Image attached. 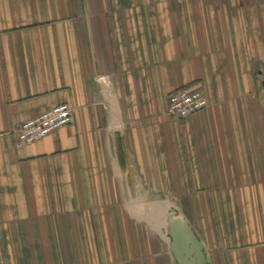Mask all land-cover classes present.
Returning a JSON list of instances; mask_svg holds the SVG:
<instances>
[{
	"label": "crops",
	"instance_id": "1",
	"mask_svg": "<svg viewBox=\"0 0 264 264\" xmlns=\"http://www.w3.org/2000/svg\"><path fill=\"white\" fill-rule=\"evenodd\" d=\"M177 89L207 108L168 118ZM172 211L264 264V0H0V264H176Z\"/></svg>",
	"mask_w": 264,
	"mask_h": 264
},
{
	"label": "built area",
	"instance_id": "2",
	"mask_svg": "<svg viewBox=\"0 0 264 264\" xmlns=\"http://www.w3.org/2000/svg\"><path fill=\"white\" fill-rule=\"evenodd\" d=\"M208 102L200 91L177 89L167 97L165 115L175 120H184L207 108ZM73 121V110L68 104H60L23 123L15 131L16 145L33 143L47 137Z\"/></svg>",
	"mask_w": 264,
	"mask_h": 264
},
{
	"label": "water",
	"instance_id": "3",
	"mask_svg": "<svg viewBox=\"0 0 264 264\" xmlns=\"http://www.w3.org/2000/svg\"><path fill=\"white\" fill-rule=\"evenodd\" d=\"M170 252L176 264H211V258L204 250L186 218L172 211L168 218Z\"/></svg>",
	"mask_w": 264,
	"mask_h": 264
}]
</instances>
